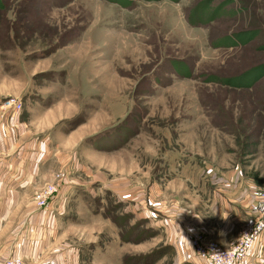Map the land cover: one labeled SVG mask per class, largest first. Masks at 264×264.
Instances as JSON below:
<instances>
[{
    "label": "rangeland",
    "instance_id": "374dc122",
    "mask_svg": "<svg viewBox=\"0 0 264 264\" xmlns=\"http://www.w3.org/2000/svg\"><path fill=\"white\" fill-rule=\"evenodd\" d=\"M202 2L218 16L193 26ZM243 31L257 35L213 46ZM263 65L264 0H0V111L54 113L42 135L80 137L46 182L78 184L57 208L75 215L63 245L79 264H203L193 227L237 236L264 191V75L207 79Z\"/></svg>",
    "mask_w": 264,
    "mask_h": 264
},
{
    "label": "crops",
    "instance_id": "0c3cea01",
    "mask_svg": "<svg viewBox=\"0 0 264 264\" xmlns=\"http://www.w3.org/2000/svg\"><path fill=\"white\" fill-rule=\"evenodd\" d=\"M54 115L33 113L24 119L0 111V264L10 256H19L27 264H79L74 248L63 245L73 229L69 219L75 215L57 208L64 198L79 199L75 179L63 184L55 180L60 190L50 208L38 209L33 200L35 191L52 179L56 169L71 167L68 158L80 141L72 133L42 135ZM36 120H42L43 126ZM213 238L229 243L221 235ZM246 264H264V234L254 243Z\"/></svg>",
    "mask_w": 264,
    "mask_h": 264
},
{
    "label": "built area",
    "instance_id": "2783aa9c",
    "mask_svg": "<svg viewBox=\"0 0 264 264\" xmlns=\"http://www.w3.org/2000/svg\"><path fill=\"white\" fill-rule=\"evenodd\" d=\"M4 108L18 110L21 104L16 99H7ZM59 180L60 176L55 175ZM58 183L51 182L39 189L33 195L38 209H46L58 190ZM254 200L250 203L252 215L242 224L237 236L227 245H222L210 237L204 228L195 226L190 230L189 243L203 264H246L248 256L253 251L254 243L264 234V191L256 190ZM1 264H27L19 256H10Z\"/></svg>",
    "mask_w": 264,
    "mask_h": 264
},
{
    "label": "trees",
    "instance_id": "16d2710c",
    "mask_svg": "<svg viewBox=\"0 0 264 264\" xmlns=\"http://www.w3.org/2000/svg\"><path fill=\"white\" fill-rule=\"evenodd\" d=\"M121 5H128V2L131 0H112ZM178 1V0H173ZM236 0H229L230 3H233ZM204 2L197 4L193 10L190 12L188 21L193 26H198L202 24H207L215 20L219 13L217 10H208L206 7H203ZM257 33L254 31H243L241 33H235L232 35H227L219 38V41L214 43L215 47H234L237 44H247L249 41L256 37ZM173 68L178 75L183 77H190L191 70L186 67L183 62L173 61ZM264 75V65L247 70L241 75L230 76V77H221L218 75H211L207 80L210 82L225 84L233 87H250L256 81L257 78H260ZM251 177L256 181L257 184L262 185V179L258 177V173H251ZM127 261H125L126 263Z\"/></svg>",
    "mask_w": 264,
    "mask_h": 264
}]
</instances>
